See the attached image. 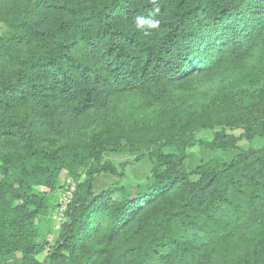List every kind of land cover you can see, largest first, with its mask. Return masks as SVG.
I'll list each match as a JSON object with an SVG mask.
<instances>
[{
    "label": "trees",
    "instance_id": "obj_1",
    "mask_svg": "<svg viewBox=\"0 0 264 264\" xmlns=\"http://www.w3.org/2000/svg\"><path fill=\"white\" fill-rule=\"evenodd\" d=\"M195 146L240 153L185 173ZM143 160L148 184L94 193ZM0 264H264V0H0Z\"/></svg>",
    "mask_w": 264,
    "mask_h": 264
},
{
    "label": "rangeland",
    "instance_id": "obj_2",
    "mask_svg": "<svg viewBox=\"0 0 264 264\" xmlns=\"http://www.w3.org/2000/svg\"><path fill=\"white\" fill-rule=\"evenodd\" d=\"M238 78L241 77H232L229 79L217 80L212 82L206 86H204L201 90L196 91L195 93H189L191 97H188L187 100L183 103L185 109H196L199 108L202 104L207 102L210 98L216 96L220 92H224L233 87L239 86ZM248 81H246L247 83ZM124 102L130 101L134 103V100L127 99L122 97ZM232 134L240 135L242 132L240 131H232ZM259 142H256V146H260ZM248 143L246 141L242 142V149L247 148ZM167 152L177 153V151L173 147H169L166 150ZM239 151H230V152H221V151H212L206 150L199 146H195L191 149L187 150V160L185 161L183 167L181 168L183 172L190 173L194 171L200 164L204 161H208L210 159H217L222 162H230L232 161ZM111 161H113L118 167L120 164L124 162H134L135 156L130 154H122V155H110L108 157ZM152 170V163L149 160L141 161L138 164H132L125 169V178L123 180H119L114 176L103 174L101 175L96 182L94 183L93 191L98 194L104 190H107L115 183L120 181L124 186H137V185H146L149 183L148 178L150 177ZM84 177V176H83ZM83 179V178H82ZM193 179H196L193 177ZM60 184L63 189H59V191L55 194L52 205H54L55 209L51 211L49 215V223L43 225L42 227V237L43 239L49 240L52 244L56 243L59 230L65 221V217H62V206L66 204L68 193L71 192L75 185L73 180L69 177L68 172H63L60 177ZM39 190H43L42 188H38ZM59 206V207H58ZM47 253L43 254L39 257L41 261H44Z\"/></svg>",
    "mask_w": 264,
    "mask_h": 264
},
{
    "label": "clouds",
    "instance_id": "obj_3",
    "mask_svg": "<svg viewBox=\"0 0 264 264\" xmlns=\"http://www.w3.org/2000/svg\"><path fill=\"white\" fill-rule=\"evenodd\" d=\"M137 23L139 25H144L145 23H147L150 27H158L159 22L158 21H146L143 17H139L137 18Z\"/></svg>",
    "mask_w": 264,
    "mask_h": 264
},
{
    "label": "built area",
    "instance_id": "obj_4",
    "mask_svg": "<svg viewBox=\"0 0 264 264\" xmlns=\"http://www.w3.org/2000/svg\"><path fill=\"white\" fill-rule=\"evenodd\" d=\"M73 190H74V189H73ZM73 190H72V191H73ZM72 191L68 193L67 202H66L65 205L62 206V212H61V213H62V217L65 216V211H66V208H67V204H68V202H69V200H70V198H71V196H72Z\"/></svg>",
    "mask_w": 264,
    "mask_h": 264
},
{
    "label": "crops",
    "instance_id": "obj_5",
    "mask_svg": "<svg viewBox=\"0 0 264 264\" xmlns=\"http://www.w3.org/2000/svg\"><path fill=\"white\" fill-rule=\"evenodd\" d=\"M144 161V160H143Z\"/></svg>",
    "mask_w": 264,
    "mask_h": 264
}]
</instances>
